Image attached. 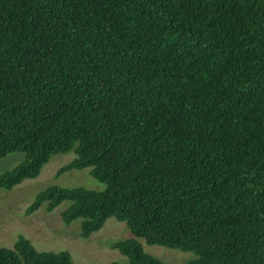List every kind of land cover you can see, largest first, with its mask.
<instances>
[{
	"label": "trees",
	"instance_id": "16d2710c",
	"mask_svg": "<svg viewBox=\"0 0 264 264\" xmlns=\"http://www.w3.org/2000/svg\"><path fill=\"white\" fill-rule=\"evenodd\" d=\"M71 151L58 173L105 190L50 185L26 214L124 222L128 264H163L137 239L264 264V0H0V157L24 154L0 190ZM0 264L72 261L18 236Z\"/></svg>",
	"mask_w": 264,
	"mask_h": 264
},
{
	"label": "rangeland",
	"instance_id": "374dc122",
	"mask_svg": "<svg viewBox=\"0 0 264 264\" xmlns=\"http://www.w3.org/2000/svg\"><path fill=\"white\" fill-rule=\"evenodd\" d=\"M75 157L72 151L53 155L37 177L25 179L9 191L0 190V247L13 250L18 236H23L37 251L68 252L72 264H128L127 258L113 247L117 241L134 238L124 222L110 217L98 231L84 239L79 235L81 218L69 224L62 222L60 214L69 205L68 201H62L50 212L42 206L32 214H26L36 192L50 185L105 190V184L91 176L90 167L58 173ZM23 160L24 154L19 152L0 157V173L15 167ZM137 240L146 254L163 264H187L196 257L190 251L149 245L143 239Z\"/></svg>",
	"mask_w": 264,
	"mask_h": 264
}]
</instances>
